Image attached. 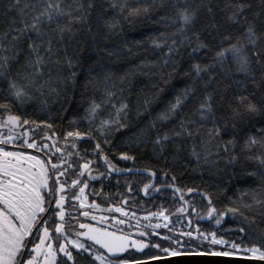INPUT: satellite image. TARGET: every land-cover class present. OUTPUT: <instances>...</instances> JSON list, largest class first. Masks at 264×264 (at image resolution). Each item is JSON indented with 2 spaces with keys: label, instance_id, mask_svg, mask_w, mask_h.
I'll return each instance as SVG.
<instances>
[{
  "label": "snow or ice",
  "instance_id": "6c2138e0",
  "mask_svg": "<svg viewBox=\"0 0 264 264\" xmlns=\"http://www.w3.org/2000/svg\"><path fill=\"white\" fill-rule=\"evenodd\" d=\"M170 7L174 14L160 17L170 21L164 25L166 30L149 38L160 58L146 59L134 70L147 78L146 87L152 90L137 98L134 109V118H145L147 123L115 144L116 134L128 129L133 118V108L122 98L125 77L117 81L107 73L98 79L96 87L103 89L102 95L91 98L83 116L71 119L67 128L26 118L13 108L39 100L40 111L47 112L49 100L62 94L60 84L67 88L69 81L74 82L81 46L114 54L100 45L122 34L124 24L151 17L156 0H109L95 17L94 0H0V264H84L89 260L91 264H133L124 254L130 248H148L151 242L142 238L149 235L168 242L169 247L151 244L167 257L244 252L246 259L264 261V244L245 246L243 236L237 243L199 227L195 235L193 230L173 235L157 231L165 228L172 233V216L179 221L194 214L219 226L227 214L240 211L219 209L212 192L177 183L174 169L185 151L184 166L194 161L196 167L191 170H200L201 177L204 170L221 171V162L225 170L240 164V176L258 182V189L264 190V0L259 10L253 0H228L222 10L226 15L219 18L214 11L219 5L213 0H173ZM165 88L170 89L168 97L161 95ZM157 101L162 107L152 118L149 109ZM202 129H206L203 135ZM189 140L193 143L185 149ZM82 144H90L91 150ZM148 145L153 158L165 167H135V155L116 151L121 146L143 149ZM114 160L131 161L133 167L121 168ZM248 163L255 165L253 170L245 169ZM114 174L146 175L139 193L155 199L170 192L173 205L178 202V206L173 211L162 203L139 217L127 209L130 199L117 193L119 204L104 207L98 199L107 202L112 196L105 194L103 182ZM133 183L125 180L128 194L133 193ZM194 195L207 203L203 215L191 199ZM248 195L243 192L241 199ZM258 196L254 189L253 202L243 207L264 210V197ZM131 202L138 203L134 197ZM133 219L136 239L122 227L131 228ZM188 225L191 228V219ZM236 231L245 233L243 227ZM215 246L230 251H216ZM134 264L145 262L135 260Z\"/></svg>",
  "mask_w": 264,
  "mask_h": 264
},
{
  "label": "trees",
  "instance_id": "16d2710c",
  "mask_svg": "<svg viewBox=\"0 0 264 264\" xmlns=\"http://www.w3.org/2000/svg\"><path fill=\"white\" fill-rule=\"evenodd\" d=\"M173 0H164V5L160 6L161 0H156L157 8L151 14L149 18H141L135 24H124L123 32L120 35L113 36L111 40L106 41L100 45L101 48H107L114 54H108L105 52H97L93 47L87 45L81 46L79 53L80 66L75 69V80L69 81V86L65 88L63 83L60 84L59 90L61 95L56 98L53 97L49 100L48 111H40L39 100L32 101L25 104L22 108H17L14 105L13 110L20 112L26 118L40 120H49L54 123L58 128H67L69 121L74 117L79 119L83 116L84 108L87 106V102L93 98H99L102 95L103 89L96 87L98 79H102L103 75L107 73L113 74V78L119 81L120 77H125V92L122 98H126V102L133 108V118L130 119L129 128L121 133H117V140L115 144H120V140L127 139L137 132L139 127H142L147 123V119L141 118L140 121L134 118V109L137 98H142L145 93L151 94V89L146 87L148 81L147 78L134 74L136 65L140 64L144 60L156 61L160 58V51L154 50L150 43V37L156 36L161 31H165L164 25L170 21L160 20L161 16L173 15V11L170 7ZM228 0H213V4H218L219 7H214V11L217 12L218 18L226 15L225 9ZM254 5L259 10L260 0H253ZM103 4L105 8L108 7L109 0H94L93 17L96 12L100 10V6ZM111 14V13H110ZM131 49V51H129ZM68 54H73V49L69 48ZM67 74V70L63 75ZM91 82V83H90ZM173 84L177 82L172 81ZM131 88V92L128 88ZM143 89V92L141 91ZM169 88H165L164 93L161 95L164 97L169 96ZM170 98V97H169ZM162 105L157 101L153 104L149 111L152 112V118L156 115V110L161 108ZM195 118V117H194ZM83 127V124L81 125ZM171 127V125H169ZM207 128L211 127V124H207ZM167 130V129H165ZM206 129L201 130V135L205 133ZM228 137L225 136V139ZM192 141H185L183 147L188 149L192 145ZM199 150V139L196 141ZM117 154L120 151H127L129 154L137 157L135 167H153L161 168L165 167L163 161L157 162L151 154V145L143 149H137L135 147L129 149L123 146L117 148ZM187 159V151L183 152L181 159L175 167V172L179 177L177 183L184 186L193 187L199 186L202 190L210 191L213 193V202L219 209L226 207H237L239 212L227 214L219 228L217 235L222 236L229 241L240 242V237H244L245 246L251 247L261 246L264 244V210H261L259 206H255L253 210H247L243 207L244 204L252 203L253 190L256 189L260 196L264 197V190L258 189V182L246 181L240 176L242 171L240 164H237L234 168L228 167L225 170V165L221 162V171L213 169L214 174H209L208 170H204V175L201 177L199 171L193 172L191 169L195 168V162L192 161L189 167L184 166V161ZM133 166L131 161L124 162L123 165ZM169 167H171V157L169 156ZM254 164L248 163L245 166L246 170H253ZM237 175L234 177L232 173ZM181 173L183 175L181 176ZM248 192L249 195L241 199L242 193ZM195 205L198 207L200 203L195 201ZM204 205V211L206 210L207 203L202 200ZM243 213V216L240 213ZM244 216L248 217L246 221ZM243 227L245 233H239L237 229ZM207 231V230H205ZM212 231V230H210ZM221 250L230 251V248L217 246ZM235 255H248L247 253L240 252ZM91 264V262H88Z\"/></svg>",
  "mask_w": 264,
  "mask_h": 264
},
{
  "label": "flooded vegetation",
  "instance_id": "af4514ba",
  "mask_svg": "<svg viewBox=\"0 0 264 264\" xmlns=\"http://www.w3.org/2000/svg\"><path fill=\"white\" fill-rule=\"evenodd\" d=\"M82 147H86L89 148V150H91V145L90 144H82ZM31 151V150H29ZM115 163H117V165L121 168L123 167H133L128 165H123V161H119V160H114ZM125 180H128L129 182H135L133 183V193L132 194H128L127 193V189L125 187ZM148 177L145 176H141V175H136V176H131V175H113L111 177L110 181H104V192L105 194H111L112 199L110 201L105 202L103 200V198L98 199V202H100L102 204V206L107 207L113 203L115 204H119V196H117V193H121L124 194L126 197H128L130 199V203L127 206L128 210H135L137 213V216L139 217H143L144 215L147 214V211H156L157 207L160 204H164L165 206L169 207L171 210L174 211L175 206H178V202L177 205H173L172 200H171V193H165L163 196H156L155 199H149L148 197H144L142 193H139L137 191V189L139 187H142V182H147ZM117 181H119V184H117ZM97 189H99L100 184H96ZM132 197H134L138 203L137 204H132L131 199ZM167 197V199L165 198ZM92 197H90L91 199ZM188 198V197H186ZM191 199L195 201H198L200 203V205L197 207L198 209L201 210V214H204V205H202V200L200 196H196L194 195L193 197H191ZM97 215H99L100 213H95ZM112 215L119 217L118 213H112ZM191 219V228H189L188 225V220ZM205 220H208L207 218L205 219H199L197 216H195L194 214L191 216H184L183 218H181L179 221L177 220L176 216H172L171 217V223L169 224V228L173 229V232L170 233L168 231V229L165 228H161L158 229L157 231L161 234V235H173L175 233H179L181 230L183 231H189V230H193V233L195 235V229L197 227H199L202 231H216L218 230L219 226H217L215 224V220H208L207 222H205ZM85 222H89V221H85ZM153 223L156 222H161L163 223V221H157V220H153ZM92 223H95L94 221H92ZM132 223V227L128 228L126 226H122L124 227V230L127 232H130L133 234V238H139L135 235V233L137 232V228L135 227V219H133L131 221ZM147 221H143L141 220V224H146ZM145 230V229H142ZM146 231H148L149 233H151V229H146ZM181 239H187L186 237H180ZM144 239L145 243H149V241L151 242L149 247L144 249L143 251H136L135 248H130L128 253H125V257L128 258L131 262H134L135 260H141V261H146V260H152L153 257H167L165 253L157 250L156 248L151 247V244H155V243H160L162 247H169L170 245L168 244V242L163 241L162 239H160L159 236L156 235H149L148 237L142 238ZM193 243H196L195 241H193ZM208 245L205 244L203 246V251H207L208 250ZM215 250L216 251H221V249L217 246H215ZM89 261H85L84 264H88Z\"/></svg>",
  "mask_w": 264,
  "mask_h": 264
},
{
  "label": "water",
  "instance_id": "95a60500",
  "mask_svg": "<svg viewBox=\"0 0 264 264\" xmlns=\"http://www.w3.org/2000/svg\"><path fill=\"white\" fill-rule=\"evenodd\" d=\"M207 221L208 220H205V222ZM245 257L246 256H242V255L179 256V257H164L161 259L146 260L144 262L145 264H264V261L249 260L246 259Z\"/></svg>",
  "mask_w": 264,
  "mask_h": 264
}]
</instances>
